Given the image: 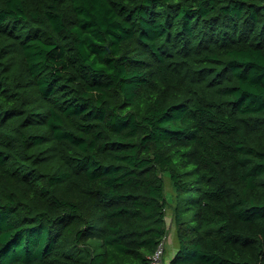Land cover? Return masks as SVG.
<instances>
[{
    "label": "trees",
    "instance_id": "1",
    "mask_svg": "<svg viewBox=\"0 0 264 264\" xmlns=\"http://www.w3.org/2000/svg\"><path fill=\"white\" fill-rule=\"evenodd\" d=\"M168 234L170 264H264V0H0V264Z\"/></svg>",
    "mask_w": 264,
    "mask_h": 264
},
{
    "label": "built area",
    "instance_id": "2",
    "mask_svg": "<svg viewBox=\"0 0 264 264\" xmlns=\"http://www.w3.org/2000/svg\"><path fill=\"white\" fill-rule=\"evenodd\" d=\"M165 239L166 236L159 242L154 252L150 256L149 264H170V260L165 258Z\"/></svg>",
    "mask_w": 264,
    "mask_h": 264
},
{
    "label": "crops",
    "instance_id": "3",
    "mask_svg": "<svg viewBox=\"0 0 264 264\" xmlns=\"http://www.w3.org/2000/svg\"><path fill=\"white\" fill-rule=\"evenodd\" d=\"M168 224H169V234L173 231V226H172V224H171V222H170V219H169V221H168ZM167 235L166 236V239H165V246H166V248H165V258L167 259V260H170V258L172 257V255H173V253H174V251H175V247H174V245H173V243H172V239H171V235ZM169 244H171V249H170V253H169V255H166V251H167V246L169 245Z\"/></svg>",
    "mask_w": 264,
    "mask_h": 264
},
{
    "label": "rangeland",
    "instance_id": "4",
    "mask_svg": "<svg viewBox=\"0 0 264 264\" xmlns=\"http://www.w3.org/2000/svg\"><path fill=\"white\" fill-rule=\"evenodd\" d=\"M167 194L169 195V191H167ZM167 221H169V218H167ZM170 249H171V244H169L168 246H167V251H166V255H169V251H170Z\"/></svg>",
    "mask_w": 264,
    "mask_h": 264
}]
</instances>
